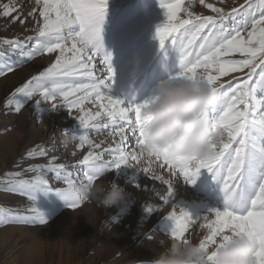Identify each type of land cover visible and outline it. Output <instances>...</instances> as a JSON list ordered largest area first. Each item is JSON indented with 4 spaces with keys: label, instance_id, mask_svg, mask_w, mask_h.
Instances as JSON below:
<instances>
[{
    "label": "rangeland",
    "instance_id": "374dc122",
    "mask_svg": "<svg viewBox=\"0 0 264 264\" xmlns=\"http://www.w3.org/2000/svg\"><path fill=\"white\" fill-rule=\"evenodd\" d=\"M261 253L264 0H0V264Z\"/></svg>",
    "mask_w": 264,
    "mask_h": 264
},
{
    "label": "bare ground",
    "instance_id": "6f19581e",
    "mask_svg": "<svg viewBox=\"0 0 264 264\" xmlns=\"http://www.w3.org/2000/svg\"><path fill=\"white\" fill-rule=\"evenodd\" d=\"M79 1V0H78ZM87 1V0H86ZM102 1V0H101ZM106 4H114L116 3V1H119V0H103ZM76 2V1H75ZM121 2V1H120ZM78 3H76L75 5L73 6H76ZM72 6V5H71ZM70 22V21H69ZM56 42V41H55ZM55 42L53 43H48L49 45L48 46H45L47 49L46 50H49V53H52L53 56L57 55L58 54V51H59V47L56 46L55 47ZM257 259L259 261H261L262 263H264V254L261 253L257 256ZM253 262V264H257L256 261H251ZM241 263V262H240Z\"/></svg>",
    "mask_w": 264,
    "mask_h": 264
}]
</instances>
